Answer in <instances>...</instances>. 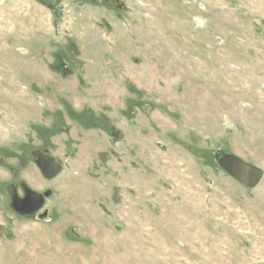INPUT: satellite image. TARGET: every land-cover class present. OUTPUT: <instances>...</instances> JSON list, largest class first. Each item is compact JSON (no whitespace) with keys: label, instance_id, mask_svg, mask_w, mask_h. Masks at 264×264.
<instances>
[{"label":"rangeland","instance_id":"obj_1","mask_svg":"<svg viewBox=\"0 0 264 264\" xmlns=\"http://www.w3.org/2000/svg\"><path fill=\"white\" fill-rule=\"evenodd\" d=\"M223 151L264 171V0H0V264H264Z\"/></svg>","mask_w":264,"mask_h":264},{"label":"water","instance_id":"obj_2","mask_svg":"<svg viewBox=\"0 0 264 264\" xmlns=\"http://www.w3.org/2000/svg\"><path fill=\"white\" fill-rule=\"evenodd\" d=\"M215 163L221 170L247 189L256 188L264 177L263 169L227 151L219 153L216 156ZM35 164L47 180L56 178L62 172V166L56 162L55 158L45 153L36 155ZM51 195V190L38 193L29 188H24L23 197H19L17 194L13 195L12 208L20 216H34L44 207L46 200ZM43 216H47V212H44Z\"/></svg>","mask_w":264,"mask_h":264}]
</instances>
